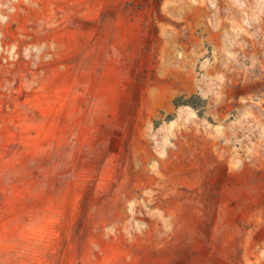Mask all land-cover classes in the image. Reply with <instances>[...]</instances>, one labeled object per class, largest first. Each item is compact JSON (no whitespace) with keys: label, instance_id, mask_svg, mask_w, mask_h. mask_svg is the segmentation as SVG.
<instances>
[{"label":"rangeland","instance_id":"obj_1","mask_svg":"<svg viewBox=\"0 0 264 264\" xmlns=\"http://www.w3.org/2000/svg\"><path fill=\"white\" fill-rule=\"evenodd\" d=\"M0 264H264V0H0Z\"/></svg>","mask_w":264,"mask_h":264},{"label":"trees","instance_id":"obj_2","mask_svg":"<svg viewBox=\"0 0 264 264\" xmlns=\"http://www.w3.org/2000/svg\"><path fill=\"white\" fill-rule=\"evenodd\" d=\"M198 102H199V97L198 96H192L186 100L180 99V100L175 101V105L176 106L187 105V106H193L195 108H199ZM199 114H200V116H202L203 111H201Z\"/></svg>","mask_w":264,"mask_h":264}]
</instances>
